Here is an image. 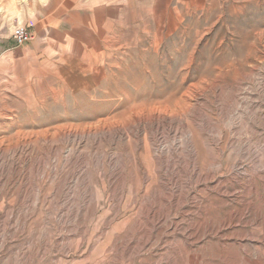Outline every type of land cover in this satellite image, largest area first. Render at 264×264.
<instances>
[{"label":"rangeland","instance_id":"1","mask_svg":"<svg viewBox=\"0 0 264 264\" xmlns=\"http://www.w3.org/2000/svg\"><path fill=\"white\" fill-rule=\"evenodd\" d=\"M37 13L0 59V264H264V0Z\"/></svg>","mask_w":264,"mask_h":264},{"label":"crops","instance_id":"2","mask_svg":"<svg viewBox=\"0 0 264 264\" xmlns=\"http://www.w3.org/2000/svg\"><path fill=\"white\" fill-rule=\"evenodd\" d=\"M38 0H0V59L5 55H14L18 52L11 38V29L15 24H24L30 27L35 35L38 22ZM24 46V45H23Z\"/></svg>","mask_w":264,"mask_h":264},{"label":"built area","instance_id":"3","mask_svg":"<svg viewBox=\"0 0 264 264\" xmlns=\"http://www.w3.org/2000/svg\"><path fill=\"white\" fill-rule=\"evenodd\" d=\"M34 34L31 32L30 27L20 23L14 25L11 29V38L16 46H23L34 39Z\"/></svg>","mask_w":264,"mask_h":264}]
</instances>
